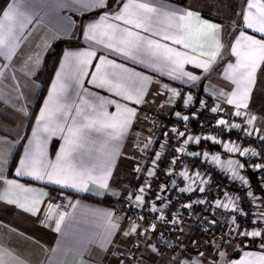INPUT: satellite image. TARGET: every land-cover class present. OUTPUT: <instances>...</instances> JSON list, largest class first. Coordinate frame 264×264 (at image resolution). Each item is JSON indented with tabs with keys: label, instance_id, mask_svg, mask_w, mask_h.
I'll return each instance as SVG.
<instances>
[{
	"label": "snow or ice",
	"instance_id": "6c2138e0",
	"mask_svg": "<svg viewBox=\"0 0 264 264\" xmlns=\"http://www.w3.org/2000/svg\"><path fill=\"white\" fill-rule=\"evenodd\" d=\"M57 10L68 8L70 10L85 9L95 10L102 14L93 22L86 26L83 32V38L87 41V47L81 51H65L64 57L70 59L73 71L70 74H64L57 71L56 78L60 81L59 86L56 82L52 85V91L48 94V99L39 112L36 120V127L31 132V138L27 140V146L24 149L23 157L19 161V166L15 170V176L21 179H30L36 183L52 185L58 188L61 193L67 190L84 191L87 185H99L105 193L119 195L113 192L108 180L112 176L110 160L97 163V157L92 153L103 152L105 155H114L118 145L129 136L134 143L131 147L135 153L148 155L152 167L147 171V177L155 178L157 165L161 159L159 152H153L151 146L158 141L154 140L155 133L152 128L147 129V135L142 131H134V121H140L141 112L143 120L147 122L150 118L148 111L154 107L163 109L166 105L175 104L176 98L183 100V106L188 107L193 100L189 93L184 96L183 92L172 87V83L179 81L181 87L184 85H195L201 80V76L192 71H186L185 64H192L197 69H202L204 73H209L217 59L223 61L227 56L236 57L235 63L228 62L223 70V77L230 80L236 87L231 92L219 91V96L224 97L226 103L234 105L237 109L235 116L245 117L246 125L252 126L256 121V116L251 115L249 102L258 84L257 69L264 64V0H245V7L236 13V19L229 17V23L224 25L210 22L202 18L199 4L202 0H193L191 4L180 5L171 8L170 11H162L153 7L147 2H135L134 0H53ZM132 9V11H129ZM255 10V11H253ZM3 19H0V29L7 27L11 33L16 25L23 30L30 24L31 18L20 12L16 6L15 0L9 4L3 11ZM242 17V20H241ZM195 21V26L193 25ZM251 30L252 35H246ZM233 37L234 43L222 41L221 34ZM259 37V38H257ZM2 43V41H0ZM221 49H224L222 52ZM98 53H101L98 56ZM113 57V58H109ZM92 58H98L95 65V71L89 74L88 68L92 63ZM119 61V62H118ZM102 66H108L111 71L104 72L98 79L96 73L102 71ZM64 65H61V69ZM141 70H137V69ZM149 74H145V73ZM88 83L95 89L108 93L101 95L96 91H89L84 87V78L89 77ZM167 78L169 83H162L163 78ZM149 85H154L150 90ZM73 89L74 95H69V89ZM207 87L205 91H207ZM166 97V99H165ZM163 99V103L160 101ZM51 101V107H50ZM129 104L135 105L134 107ZM201 107H208L206 101H200ZM114 106L116 111L109 112V107ZM211 111L216 113L222 111L219 105L211 107ZM27 116V113L25 112ZM178 120L188 121L187 115L177 111L174 113ZM12 119V117H9ZM155 124L156 121H153ZM228 126L230 128H240L239 124L228 125L224 119L217 121V126ZM108 130V131H105ZM247 136H253L259 132L258 139L262 142L260 152L255 149L244 148L233 143L232 148L224 147L227 151L239 152L244 156L249 154L253 157H261L264 160V124L260 128L255 127L244 129ZM59 133V138L63 141L55 155V159H49L47 145L51 138H55ZM93 133H103L106 137L99 147H95L96 140ZM162 135L170 138L174 135L178 140L184 138V147L174 149L176 153H186L188 156L200 157V152H186V146L189 141L199 143L202 139L216 141L214 137H192L185 131H179L176 127L169 132H163ZM161 148L166 145L161 144ZM110 149V153L109 150ZM205 157L207 153L203 154ZM85 157H88L86 159ZM136 161L132 172L133 174H144V167L141 161L145 159L144 155L137 158L136 154L131 157ZM178 156L170 161V167L165 171V175H170L172 166H175ZM213 161H219V156H212ZM3 158L0 157V166L3 165ZM229 165L237 164L240 169L245 167L238 161H228ZM253 169L264 172V163H255ZM185 180L196 183L195 177L201 176L196 172L194 176H189L187 170L179 173ZM138 178V177H137ZM0 179H3V173L0 172ZM232 180H239L242 185H248L249 181L244 176L239 175L237 171L232 172ZM6 184L15 186L18 189L32 192V188H25L22 184H17L16 180L9 179ZM208 181L201 179L197 188L192 184H187L179 189L181 193L195 192L205 193V187ZM261 187L264 188V177L261 179ZM79 185V186H78ZM176 181H172V188H176ZM126 203L130 207L137 209L148 208L150 213L156 214L153 219L162 221L166 226L168 224L177 227L182 217L172 214L168 219L163 214V209L168 208L169 204H163L157 207L155 204L148 205L146 194L152 191L151 184L145 178L144 185H137L131 192L125 189ZM167 191V185L161 184L155 196L157 201H161L160 193ZM40 195L47 193L40 192ZM224 199L215 197L211 200L207 198L196 199L190 203L181 205L184 209H191L193 205H206L205 211L208 217H202V223L206 225V232L218 226L221 222L216 218V211L226 210L222 215L225 216V224L228 226L227 240L230 242L235 236L245 238H260L258 252L244 251L243 258L232 261L224 259L226 253L220 251V245L213 242L209 247L201 250V244L196 239L188 241L192 248H195V254L187 252L184 241L176 239L175 244L170 239L163 240L164 247L159 243H152L148 238V233L157 231V224L152 223L148 227H143L128 217L129 226L127 230H121L120 234L126 239L135 234L136 239L130 242L133 247L121 250L112 239L119 228L121 217L114 216L113 213H107L106 235L103 237V244H108L115 248L112 253L114 264H143V252H149V259L155 264L158 258L160 264H250V259L255 258L257 264H264V228L256 230H239L236 223L238 217H247L249 214L243 212L239 201L248 200L252 203L260 200L256 205V211L252 214V223L259 225L264 223V198L254 195L250 187L243 191L242 195L233 196L227 190L223 192ZM249 198H251L249 200ZM7 199L8 203H17L14 199H8L6 195H0V200ZM231 211H227L230 208ZM25 211L36 215L38 208L24 207ZM231 216V220L227 217ZM65 214L60 213L55 222V230H61V223L64 221ZM140 220H145L141 215ZM143 228V231H141ZM182 231V230H181ZM234 234V235H233ZM163 237V232L160 233ZM144 236L143 249L137 240ZM214 248L216 255L212 254ZM180 249V255L175 253ZM141 253V257L137 256ZM183 257V258H181ZM2 264V262H0Z\"/></svg>",
	"mask_w": 264,
	"mask_h": 264
},
{
	"label": "crops",
	"instance_id": "0c3cea01",
	"mask_svg": "<svg viewBox=\"0 0 264 264\" xmlns=\"http://www.w3.org/2000/svg\"><path fill=\"white\" fill-rule=\"evenodd\" d=\"M135 2H147L162 11L171 10V8L166 7L167 5L175 7L191 4L188 0L184 2L179 0H134ZM11 3L13 0H8L3 10L0 11V19H3V11ZM15 3L19 11L30 17L32 22L23 30L20 29L19 25H16L11 33L7 27L0 29V41H2L0 43V157L4 161L3 165L0 166V172L3 173V179H0V195H6L8 199L17 201V203L10 204L7 199L0 200V262L2 264H102L109 258L114 263L112 253L115 248L108 244H103L101 247L108 224L107 213L111 212L114 216L121 217L119 228L116 230L117 234L112 237L121 250L126 249L129 241L135 238V234L128 239L120 234L121 230L128 229L129 220L127 218L129 216L124 213H116L112 206L118 198L127 194L125 189L131 192L137 187V184L128 183L119 176V172L124 171V167L128 165L129 161L135 162L131 158L133 156L131 147L133 139L131 136L118 145L114 155L106 156L105 153L96 151L92 153L93 157L98 158L97 163L110 160L112 176L108 183L112 191L119 193V195L105 193V190L101 189L99 185L89 184L84 191H64L65 195L68 196L69 204L66 208H58L57 195L61 192L58 188L15 176V170L23 157L27 140L31 138V132L36 127V120L44 101L48 99L53 83L56 82L59 86L60 81L56 78L57 71H62L64 74H70L73 71L71 61L64 57V52L81 51L87 47L83 32L86 30L87 24L95 21L102 13L79 8L76 10L68 8L57 10L53 0H15ZM244 7L245 0H242L238 3L237 10L240 12ZM201 13L202 18L210 22L221 25L229 23V19L213 17L204 13L202 9ZM192 23L195 26V21ZM252 34L251 30L246 33V35ZM234 36L235 33L230 35L222 33L221 39L234 43ZM57 42H66L69 45L63 48L46 95L35 112L34 109L44 82V59L51 51V46ZM221 51L223 52L224 49ZM100 54L98 53V56ZM235 60L236 57L231 55L223 61L218 58L209 73H204L202 69H197L192 64L184 65L186 71H192L201 76V80L195 85H185L191 90L194 102L200 101L204 97H213L218 100L221 107L237 110L234 105L227 104L224 97L219 96L221 89L224 92H231L236 87L222 75L226 64L228 62L235 63ZM98 62V58H92V63L88 68L89 74L95 71V65ZM62 64L64 65L63 69H61ZM137 70L141 69L138 68ZM106 71L110 72L111 68L102 66V71L96 73L98 79ZM145 74L149 73L146 72ZM89 78L90 76L84 78L85 88H88L89 91L99 92L101 95H108V93L90 85L88 83ZM257 81L258 84L250 99L249 108L251 115L256 116L253 126L259 129L261 124H264V64L257 69ZM162 83H169V81L165 77L162 79ZM179 85L181 83L177 81L171 86L177 88ZM153 87L154 85H149L150 90ZM206 87L207 91H205ZM69 95H74L71 88ZM160 102L163 103V99ZM129 106L134 107L135 105L129 104ZM158 109L159 107H154L152 111L148 112H154ZM108 110L110 113L116 111L114 106H110ZM33 112H35L34 116ZM137 127L138 122L134 121V131ZM93 138L96 140L95 147H99L106 137L103 133H93ZM62 144L63 141L59 138V133L55 138L49 140L47 145L49 159H55V155ZM224 145L220 146L215 142L202 141L200 144L191 147L202 155L207 153V157L210 159L212 156H219V161L214 162L228 173L243 170L247 166L244 156L239 155V152L236 151H227ZM228 148H232L231 145H228ZM107 151L110 153V149ZM15 155L17 156L16 159H14ZM85 158L88 159V157ZM229 160L238 161L245 167L240 169L237 164L229 165ZM9 179H14L17 184H22L25 188H32L36 191L27 192L8 185L5 181ZM195 180L196 183L190 181V184L197 185L196 177ZM41 191L47 195H40ZM256 196L264 198V192L262 194L257 190ZM257 201L260 203V200ZM19 204H23L27 208L35 207L39 210L36 215H32L23 207H19ZM60 213H64L65 218L61 223V230L57 232L55 222ZM138 224L148 227L145 223ZM33 226L38 229L36 235L31 232ZM196 240L200 242L201 246H204L203 243L206 241L205 238H196ZM238 245L234 244L221 249L220 251L226 253L224 259L236 261L243 258L242 252L237 249L251 252L259 251V247ZM194 250L196 249L193 248L191 252ZM211 251L213 255L217 254L214 248ZM33 252L36 253L35 256H33ZM147 254L150 255L149 252ZM155 264H160L158 258ZM250 264H257L255 258L250 259Z\"/></svg>",
	"mask_w": 264,
	"mask_h": 264
},
{
	"label": "built area",
	"instance_id": "2783aa9c",
	"mask_svg": "<svg viewBox=\"0 0 264 264\" xmlns=\"http://www.w3.org/2000/svg\"><path fill=\"white\" fill-rule=\"evenodd\" d=\"M184 2L185 0H179ZM180 89L184 96H187L189 93L192 95L191 90L187 86L181 87L179 85L177 87ZM193 97V95H192ZM203 101H206L208 107H201L200 101L194 102V99L189 103L188 107L183 106V100L179 97L176 98V103L167 105L163 109L159 107L157 111L154 112H147V116L150 118L147 122L143 120V114H141V119L138 122V127L135 131H142L144 135H147V129L152 128L155 136L154 140L158 141L157 143H153L151 149L153 152H159L161 154V159L157 165V172L156 177L151 178L147 177V171L152 167L151 160L155 159V156L152 155L150 158L148 155L142 153H135V149H133V154L137 155L139 158L140 155H144L145 159L141 161L144 167V174L141 176L139 174H134L136 179L137 185H144L145 178L148 179V182L151 184L152 191L146 194V202L150 206L155 204L157 207H161L163 204H169L168 208L163 209V214L165 218L168 219L170 215L176 214L179 217H182L180 223L177 227H173V225L168 224L164 225L162 221H158L153 219V216L156 214L150 213L148 208H141L137 209L135 207H130L126 203V196L127 194L122 195L118 198L113 206V210L116 213H124L135 220L136 223H145L149 226L152 223L157 224V231L152 233L149 231L148 238L152 243H159L160 247H164L163 240L170 239L173 244H175L176 239L179 238L180 240L184 241V246L187 248V252L185 255H188L192 251V247L189 245L188 241L190 239L196 238H210L215 241H224L227 240L226 234L228 233L229 229L228 226L225 224V216L222 215L226 210L220 209L216 211V218L220 220V224L214 227L211 232H206L205 228L207 227L202 223V217L207 218L208 213L205 211L206 205H193L191 209H184L181 207L184 203H190L196 199L207 198L209 200L218 197L224 199L223 192L227 190L233 196L242 195L243 191L250 189L253 191L254 195L256 196L257 188L261 189L264 192V188L261 187V179L264 177V172L261 170L253 169V165L255 163H264V160L261 157H253L249 154L244 155L246 160L247 166L241 170L239 175L244 176L245 179L249 181L248 185H242L239 180L233 181L232 180V173H228L227 171L223 170L217 163H215L212 159L205 157L201 154L200 157H192L186 155V153H176L174 151L177 147H184V138H179V140L174 136L171 135L170 138H166L162 135L163 132H169L171 128L176 127L179 131H185L187 135H191L192 137L201 136V137H208L212 136L215 138L218 145L228 144L233 147V143L241 150L244 148L255 149L257 152H260L259 145L262 143L258 136L260 135L259 132L254 133L253 136H247L244 129L254 127L246 125L245 117L240 116L237 117L234 115L236 110H228L219 104L218 100L213 97H204L202 98ZM219 105V108L222 111H218L213 113L211 111V107H216ZM181 112L182 116L187 115L189 117L188 121L178 120L174 115L175 112ZM220 119H224L228 122V125L231 124H239L241 125L240 128H230L228 126H217V121ZM153 121H156L154 124ZM143 126L146 128V131L143 129ZM202 141H211L202 139L199 143H195L194 141H189L186 146V152H196L192 149V145H198ZM134 143V140H132ZM166 145L165 148H161L160 145ZM178 156L179 159L175 166H172V171L170 175H165V171L170 167V161L173 157ZM136 161L134 162L135 165ZM133 165V167H134ZM251 168L252 170L257 172V182L252 183L250 182L247 169ZM133 169V168H132ZM187 170L189 176H194L196 172H199L201 176L196 177L198 180L197 185H192L193 188H197L200 184L201 179L207 180L208 183L202 186L205 187V193H200L198 191L195 192H185L181 193L179 191L180 188L185 187L187 184H190V180H185L183 177L179 175L181 171ZM138 177V178H137ZM176 181V188H172V181ZM161 184L167 185V191L165 193H160L161 201H157L155 196L159 190V186ZM251 198H249L250 200ZM57 205L58 208H66L69 204L68 196L65 193L59 192L57 195ZM243 212L248 213L247 217H238L236 223L240 226L239 230H259L264 228V223L259 225H254L252 223L253 213L257 210L256 205L259 202L256 200L252 203H249L248 200H242L238 202ZM227 211H231L230 208ZM143 215L145 216V220H140L139 217ZM228 220H231V216L227 217ZM182 230V231H181ZM163 232V237H161L160 233ZM234 235V234H233ZM245 238L240 236H235L233 239ZM136 239V237H135ZM232 239V240H233ZM250 242L253 238H245ZM231 240V241H232ZM257 242H261L260 238H255ZM137 243L140 244L141 248L143 249L144 244V236H141ZM130 247H133L131 244ZM193 253V252H192ZM175 255H180V249H177ZM139 257V253H137ZM183 258V257H181ZM110 260L103 261L102 264H108Z\"/></svg>",
	"mask_w": 264,
	"mask_h": 264
},
{
	"label": "rangeland",
	"instance_id": "374dc122",
	"mask_svg": "<svg viewBox=\"0 0 264 264\" xmlns=\"http://www.w3.org/2000/svg\"><path fill=\"white\" fill-rule=\"evenodd\" d=\"M190 3L193 2V0H188ZM242 0H202V2L199 4V7L202 9V11L204 13H207L208 15H211L213 17H217V18H222L224 20H228L229 17H231L232 19H236V13L239 12L237 10V6L238 3L241 2ZM143 129L146 131V128L143 126ZM133 151V149H132ZM134 165V161H129L128 165L124 167V171L119 172V176L120 178L133 183V185H136V179L135 176L132 172V168ZM124 195V194H123ZM32 234L36 235L38 233V229L36 227H32ZM135 239V238H134ZM206 241H204V246H202L201 248L204 249L207 246L209 247L213 242H215L217 245H220V250L227 248L229 246H232L234 244H241L243 246H253V247H259L260 242H257L256 240H251L250 242H248V240H246L245 238H237V239H233L232 241H228V240H224V241H215L212 240L210 238H205ZM132 243L129 241V245L127 248L130 247ZM209 244V245H208ZM239 246V245H238ZM201 249V250H202ZM125 250V249H124ZM196 250L193 251V253L191 252V254H194ZM148 252H143L142 253V257H143V264H153V261L151 259H149V254H147ZM35 252H33V256H35ZM139 257H141V253H139ZM109 258L106 259V261ZM110 260V259H109ZM108 264H114L112 261L108 262ZM135 264V262H134Z\"/></svg>",
	"mask_w": 264,
	"mask_h": 264
},
{
	"label": "trees",
	"instance_id": "16d2710c",
	"mask_svg": "<svg viewBox=\"0 0 264 264\" xmlns=\"http://www.w3.org/2000/svg\"><path fill=\"white\" fill-rule=\"evenodd\" d=\"M7 1L8 0H0V11L3 10V8L5 7ZM67 45H69V44H67L66 42H57V43H55L53 46H51L52 49L48 53L46 59H44L45 60V66H44V69H43L44 82H43V86H42L40 95L38 96V100H37L36 107L34 109L35 112H36V109L41 104L44 96L46 95L47 89H48V87L50 85L49 83H51V81H52V78H53L54 72L56 70V67L58 65L59 58L61 56V53L63 51V48L65 46H67ZM35 112H33V116H34ZM16 157L17 156L15 155V158L14 159H16ZM11 169H12V167H11ZM257 190H259L263 194V191L260 188L259 189L257 188Z\"/></svg>",
	"mask_w": 264,
	"mask_h": 264
},
{
	"label": "water",
	"instance_id": "95a60500",
	"mask_svg": "<svg viewBox=\"0 0 264 264\" xmlns=\"http://www.w3.org/2000/svg\"><path fill=\"white\" fill-rule=\"evenodd\" d=\"M246 171H247V175H248L250 182L256 183L257 182V172L252 170L251 168H248Z\"/></svg>",
	"mask_w": 264,
	"mask_h": 264
}]
</instances>
